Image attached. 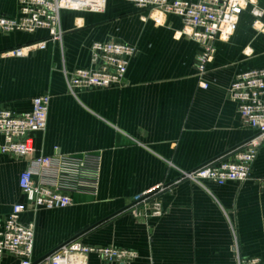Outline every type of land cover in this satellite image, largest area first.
I'll list each match as a JSON object with an SVG mask.
<instances>
[{
  "label": "crops",
  "instance_id": "crops-1",
  "mask_svg": "<svg viewBox=\"0 0 264 264\" xmlns=\"http://www.w3.org/2000/svg\"><path fill=\"white\" fill-rule=\"evenodd\" d=\"M20 8L21 0H0V15L17 18ZM61 18L63 40L22 57L9 52L47 32L0 33V110L28 112L33 98L48 94L47 127L33 134L36 153L58 147L101 157L97 194L76 193L66 208L29 206L21 215L35 228V258L78 238L138 253L120 264H238L239 256L264 264V144L243 183L180 181L181 171L227 157L257 134L229 94L238 74L264 68V31L254 27L250 8L229 40L216 41L203 76L195 66L199 45L181 34L178 16L159 25L127 0H108L102 13L67 10ZM110 40L137 49L127 84L70 93L64 71L95 66L92 45ZM26 165L0 152V225L15 203H28L19 186ZM160 185L167 186L159 193L163 214L134 211L137 198ZM0 264L18 260L5 256ZM89 264L106 263L92 254Z\"/></svg>",
  "mask_w": 264,
  "mask_h": 264
},
{
  "label": "built area",
  "instance_id": "built-area-1",
  "mask_svg": "<svg viewBox=\"0 0 264 264\" xmlns=\"http://www.w3.org/2000/svg\"><path fill=\"white\" fill-rule=\"evenodd\" d=\"M139 9L146 10L156 24L162 25L170 15L183 21L181 34L199 45L196 69L200 76L207 72L216 53V41H227L237 31L240 17L250 8L253 25L264 31V7L256 0H127ZM108 0H21L20 15L11 18L0 15V33H36L44 30L47 38L14 48L9 54L26 56L47 48L48 42H61L63 11L102 13ZM136 47L118 42H95L92 56L95 66L80 68L72 73L64 71L69 92L77 96L82 89H106L127 84L130 60ZM208 88L207 82H201ZM230 97L238 103L242 123L257 134L244 146L227 157L213 160L191 171H181L180 181L189 180L205 186L207 181L224 185L227 182L243 183L252 176L253 164L264 144V68L251 69L237 75L229 89ZM51 96L40 95L32 100V109L19 113L9 108L0 110V152L27 161L19 177V186L28 203H15L0 225V259L12 256L18 264H89V256L97 255L106 264L128 263L137 258L131 249L112 245H89L75 238L53 252L36 259L35 228L21 222L28 207L66 208L73 203L76 193L97 194L101 177V157L85 152L81 154H37L33 134L47 127ZM167 186L160 185L135 202L134 211L150 207L152 216H161L163 204L159 193ZM238 264H263L257 258L242 259Z\"/></svg>",
  "mask_w": 264,
  "mask_h": 264
}]
</instances>
